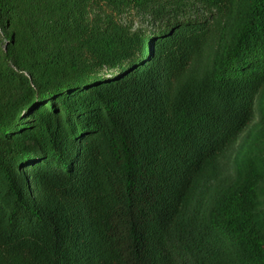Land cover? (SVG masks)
Segmentation results:
<instances>
[{"label":"trees","instance_id":"trees-1","mask_svg":"<svg viewBox=\"0 0 264 264\" xmlns=\"http://www.w3.org/2000/svg\"><path fill=\"white\" fill-rule=\"evenodd\" d=\"M0 264H264V0H0Z\"/></svg>","mask_w":264,"mask_h":264},{"label":"rangeland","instance_id":"rangeland-1","mask_svg":"<svg viewBox=\"0 0 264 264\" xmlns=\"http://www.w3.org/2000/svg\"><path fill=\"white\" fill-rule=\"evenodd\" d=\"M258 117V111H256V118Z\"/></svg>","mask_w":264,"mask_h":264}]
</instances>
